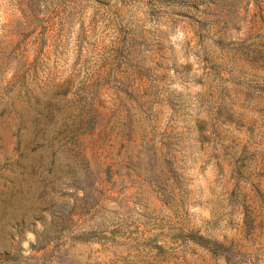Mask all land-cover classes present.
Returning <instances> with one entry per match:
<instances>
[{
  "label": "rangeland",
  "instance_id": "rangeland-1",
  "mask_svg": "<svg viewBox=\"0 0 264 264\" xmlns=\"http://www.w3.org/2000/svg\"><path fill=\"white\" fill-rule=\"evenodd\" d=\"M0 264H264V0H0Z\"/></svg>",
  "mask_w": 264,
  "mask_h": 264
}]
</instances>
